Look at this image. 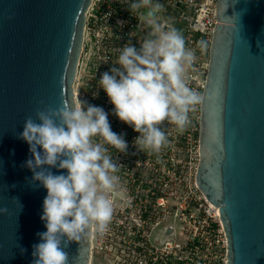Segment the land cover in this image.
Masks as SVG:
<instances>
[{
	"label": "water",
	"instance_id": "water-1",
	"mask_svg": "<svg viewBox=\"0 0 264 264\" xmlns=\"http://www.w3.org/2000/svg\"><path fill=\"white\" fill-rule=\"evenodd\" d=\"M91 2L0 0V209L8 210L0 213V264H32L37 233L47 231L41 220L47 190L30 185L33 173L22 165L34 157L17 134L37 110L74 102ZM215 6L195 184L218 209L225 264H264V0ZM64 250L69 264H89L90 236L82 248L71 242Z\"/></svg>",
	"mask_w": 264,
	"mask_h": 264
},
{
	"label": "clouds",
	"instance_id": "clouds-1",
	"mask_svg": "<svg viewBox=\"0 0 264 264\" xmlns=\"http://www.w3.org/2000/svg\"><path fill=\"white\" fill-rule=\"evenodd\" d=\"M127 3L149 31L140 47L125 44L98 84L114 105V115L139 133L133 142L138 151L155 155L160 162L162 150L172 144L163 130L165 124L183 134L192 123L190 113L205 102V95L191 86V72L196 49L205 54L208 42L200 39L196 48L188 47L183 32L163 20L159 0ZM17 135L28 143L34 157L22 165L33 173L30 185L47 190L41 215L47 231L37 233L41 242L33 245L32 264H69L64 249L71 242L82 248L93 232L106 234L118 202L127 198L118 174L120 165L110 149L127 154L128 143L112 131L102 107L81 100L79 104L64 100L59 108L37 110L36 119L28 117ZM53 168L67 174H54ZM7 211L0 209V213Z\"/></svg>",
	"mask_w": 264,
	"mask_h": 264
},
{
	"label": "built area",
	"instance_id": "built-area-1",
	"mask_svg": "<svg viewBox=\"0 0 264 264\" xmlns=\"http://www.w3.org/2000/svg\"><path fill=\"white\" fill-rule=\"evenodd\" d=\"M215 1L159 0L164 6L163 20L183 32L188 47L196 48L200 39L208 42L205 54L196 49L197 61L191 72V86L201 93L211 37L217 25ZM148 31L146 25L138 21L137 14L130 12L127 0H92L85 14L82 53L73 85L74 102L79 104L81 100L102 107L108 113L112 131L118 135L133 128L114 115V105L98 81L104 72H110L125 44L140 47ZM79 84L80 91H77ZM199 113L200 105L190 113L192 123L183 134L174 131V125L166 123L164 126L163 130L173 142V147L161 153V156L166 153L169 237L164 244H156L149 250L144 247L131 264H225L226 240L222 228L217 230L215 210L195 184ZM185 219H192L197 225L184 237L182 221Z\"/></svg>",
	"mask_w": 264,
	"mask_h": 264
},
{
	"label": "flooded vegetation",
	"instance_id": "flooded-vegetation-1",
	"mask_svg": "<svg viewBox=\"0 0 264 264\" xmlns=\"http://www.w3.org/2000/svg\"><path fill=\"white\" fill-rule=\"evenodd\" d=\"M123 136L127 154L111 149L110 154L120 165L127 198L118 202L106 234L90 235L89 264H131L144 247L149 250L168 239L166 153L158 163L155 155L138 151L134 129Z\"/></svg>",
	"mask_w": 264,
	"mask_h": 264
},
{
	"label": "rangeland",
	"instance_id": "rangeland-1",
	"mask_svg": "<svg viewBox=\"0 0 264 264\" xmlns=\"http://www.w3.org/2000/svg\"><path fill=\"white\" fill-rule=\"evenodd\" d=\"M79 83V81L77 82ZM80 84L78 85V88H77V91H80ZM195 117V116H194ZM196 118V117H195ZM174 131L178 132L174 126ZM179 133V132H178ZM178 136V135H177ZM172 142V140H171ZM171 147H173V142L171 144ZM172 182H170V186H171ZM174 203L173 201L171 202V204ZM195 220L194 221H197L196 218H194ZM183 222V225H184V237L187 236V233L189 230H192L194 226H196L197 224L193 222L192 219H185L182 221ZM214 222L217 223L218 227H217V230H220L221 229V226L219 225V222H218V219H215ZM183 239V236H179Z\"/></svg>",
	"mask_w": 264,
	"mask_h": 264
},
{
	"label": "bare ground",
	"instance_id": "bare-ground-1",
	"mask_svg": "<svg viewBox=\"0 0 264 264\" xmlns=\"http://www.w3.org/2000/svg\"><path fill=\"white\" fill-rule=\"evenodd\" d=\"M207 204L210 206V208H212V209H214L215 210V214H216V216H217V219H218V209L217 208H215V207H213L211 204H209L208 202H207Z\"/></svg>",
	"mask_w": 264,
	"mask_h": 264
}]
</instances>
